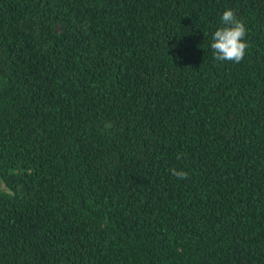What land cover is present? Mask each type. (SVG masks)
<instances>
[{"label":"trees","instance_id":"trees-1","mask_svg":"<svg viewBox=\"0 0 264 264\" xmlns=\"http://www.w3.org/2000/svg\"><path fill=\"white\" fill-rule=\"evenodd\" d=\"M0 181V264H264V0H0Z\"/></svg>","mask_w":264,"mask_h":264},{"label":"clouds","instance_id":"clouds-1","mask_svg":"<svg viewBox=\"0 0 264 264\" xmlns=\"http://www.w3.org/2000/svg\"><path fill=\"white\" fill-rule=\"evenodd\" d=\"M221 20L224 26L213 33V42L211 43L214 59L239 63L243 60L249 47L245 40L247 31L244 22L237 18L232 9L225 10ZM172 172L178 179L187 178L186 172H177L174 169Z\"/></svg>","mask_w":264,"mask_h":264},{"label":"rangeland","instance_id":"rangeland-1","mask_svg":"<svg viewBox=\"0 0 264 264\" xmlns=\"http://www.w3.org/2000/svg\"><path fill=\"white\" fill-rule=\"evenodd\" d=\"M0 188H3L4 189V187H3V184H2V182L0 181Z\"/></svg>","mask_w":264,"mask_h":264}]
</instances>
